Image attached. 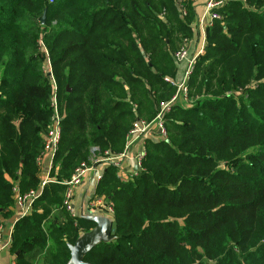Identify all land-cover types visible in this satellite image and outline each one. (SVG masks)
<instances>
[{
    "label": "trees",
    "instance_id": "trees-1",
    "mask_svg": "<svg viewBox=\"0 0 264 264\" xmlns=\"http://www.w3.org/2000/svg\"><path fill=\"white\" fill-rule=\"evenodd\" d=\"M215 12L189 105H168L138 176L108 166L96 182L117 230L84 262L264 264V0H224ZM195 22L192 0H0V225L15 186L40 189L55 112L60 129L50 181L13 226L15 264L68 262L67 245L94 225L65 212L62 183L91 148L121 153L133 125L169 104L165 78L176 80L173 53Z\"/></svg>",
    "mask_w": 264,
    "mask_h": 264
},
{
    "label": "built area",
    "instance_id": "built-area-1",
    "mask_svg": "<svg viewBox=\"0 0 264 264\" xmlns=\"http://www.w3.org/2000/svg\"><path fill=\"white\" fill-rule=\"evenodd\" d=\"M198 0H192L195 2ZM224 0H206L203 4V11L201 15L196 18V22L193 27V31L198 34V41L195 51L189 54L190 41L184 43L176 52L173 53L174 62L177 66H182V75L178 81H173L169 78H165V81L176 88L175 95L170 100L169 104L164 105L157 116L149 123L142 121L136 122L131 130L128 132L126 137V143L124 149L119 154H110L109 152H104L102 155L98 154L99 149L93 147L90 149L91 157L88 159V163L80 164L71 175L68 181L63 182L65 186V191L62 199V208L72 217H77L73 205V196L75 189L78 188L88 176L92 174L95 183L101 178V173L97 172V165L99 163L105 166H111L116 169L117 176L123 178L125 181L132 180L134 177L138 176L142 172L141 161L145 155L144 149L134 150L137 143L143 141L144 138H164L165 132L163 128L162 116L169 109L168 105L182 104V106L189 105L187 100L186 91V81L193 72L194 62L196 58L203 53L205 40H206V30L212 25L214 20L219 19V16L215 12L216 9L223 6ZM59 118L54 113L52 122L48 128V131L44 138L43 149L38 159V164L44 158L49 159L47 166L46 175L40 183L39 191H30L25 194H21L18 187L15 186L13 189L14 193V209L16 213L15 221L12 226L8 229L5 235H3V226L0 225V254L6 251L11 246V233L15 222L23 218L30 213V210L39 197L41 190L45 184H47L49 179V172L51 168L52 157L56 151L59 142ZM96 155V156H95ZM132 161L133 169L128 173L123 168L124 161ZM127 172V173H126ZM112 205L109 202L104 201L101 198L95 197L91 203H88L85 207V214L92 215H103L112 219Z\"/></svg>",
    "mask_w": 264,
    "mask_h": 264
},
{
    "label": "crops",
    "instance_id": "crops-1",
    "mask_svg": "<svg viewBox=\"0 0 264 264\" xmlns=\"http://www.w3.org/2000/svg\"><path fill=\"white\" fill-rule=\"evenodd\" d=\"M206 0H198L193 2V10L195 13L196 18L201 15L202 11H203V4L205 3ZM191 43H190V47H189V54L191 55V53H193L195 51V48L197 46V41H198V34L196 33V31H193V35L192 38L190 39ZM179 67V66H178ZM182 75L178 73L176 76V81H178L180 79ZM146 140V138H144L143 141L137 143V145L132 148V152L134 150H143L144 149V141ZM49 163V159L48 158H44L40 161V163L38 164L39 167V171H40V176H41V180H43V178L46 175V169ZM133 162L132 161H124L123 162V168L125 171H127L128 173H130V171L133 169ZM107 166H105L102 163H99V165H97V172L101 173L103 172V170L106 168ZM126 172V173H127ZM95 181H94V177L93 175L90 173L88 174V176L84 179L83 183L75 189L74 192V196H73V205H74V210L77 214V216H79V212L82 211L84 213L85 207L88 203H91L93 201L94 197V189H95ZM16 218V213H15V209H14V214L7 218V219H1V225L3 226V235L6 234V232L8 231V229L12 226L13 222L15 221ZM0 264H15L14 262V257L10 254V252L8 250L3 251L0 254Z\"/></svg>",
    "mask_w": 264,
    "mask_h": 264
},
{
    "label": "water",
    "instance_id": "water-1",
    "mask_svg": "<svg viewBox=\"0 0 264 264\" xmlns=\"http://www.w3.org/2000/svg\"><path fill=\"white\" fill-rule=\"evenodd\" d=\"M44 23V15L41 18ZM81 220L92 223L94 227L80 234L72 245H67L69 260L66 264H92L84 262L87 253L101 243H108L115 239L117 226L113 219L103 215L84 214L79 212ZM18 252H16V255Z\"/></svg>",
    "mask_w": 264,
    "mask_h": 264
},
{
    "label": "rangeland",
    "instance_id": "rangeland-1",
    "mask_svg": "<svg viewBox=\"0 0 264 264\" xmlns=\"http://www.w3.org/2000/svg\"><path fill=\"white\" fill-rule=\"evenodd\" d=\"M226 1V0H225ZM42 18V17H41ZM44 19H45V16H44ZM205 46V45H204ZM47 69H48V67H47ZM180 74H181V72H182V66L180 67H178V70H177ZM172 78V77H171ZM171 80H173V79H171ZM173 81H175V80H173ZM181 106H182V104H180ZM60 213V212H59ZM57 214H58V211L57 212H55V214H53L51 217H50V219L48 220V222L49 221H51L53 218H55L56 216H57ZM61 214V213H60ZM85 214V213H84ZM63 216H65L64 214H63ZM61 220H62V218H61ZM62 221H64V219L62 220ZM84 227H81V230L83 229Z\"/></svg>",
    "mask_w": 264,
    "mask_h": 264
}]
</instances>
